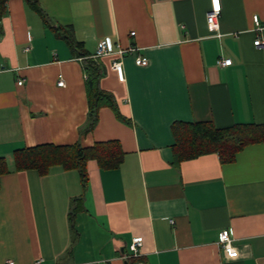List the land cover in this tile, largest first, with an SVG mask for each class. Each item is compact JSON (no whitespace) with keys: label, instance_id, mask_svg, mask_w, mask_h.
Listing matches in <instances>:
<instances>
[{"label":"crops","instance_id":"1","mask_svg":"<svg viewBox=\"0 0 264 264\" xmlns=\"http://www.w3.org/2000/svg\"><path fill=\"white\" fill-rule=\"evenodd\" d=\"M219 5L212 29L211 0L7 1L0 18V157L9 168L0 176V264H124L135 237L142 241L135 264H264V142L229 162L214 152L174 156L177 123L264 121V46L253 42L264 41V0ZM52 24L71 28L103 64L100 86L129 123L101 107L87 130L83 58ZM106 37L114 51L96 56ZM138 55L148 62L136 63ZM220 57L231 62L221 65ZM107 140L119 142L122 160L109 169L88 161L85 187L75 169L13 167L19 148ZM223 229L234 258L218 243Z\"/></svg>","mask_w":264,"mask_h":264},{"label":"trees","instance_id":"2","mask_svg":"<svg viewBox=\"0 0 264 264\" xmlns=\"http://www.w3.org/2000/svg\"><path fill=\"white\" fill-rule=\"evenodd\" d=\"M7 1L0 0V18L6 12ZM27 2L33 7L37 4V0H27ZM51 26L56 34L67 42L73 53L83 58L88 103L87 130L93 128L97 122L98 110L101 107H109L119 120L129 123V120L120 113L113 93L100 86V76L104 73L103 64L89 55L84 43L76 39L71 28L54 24ZM172 131L175 139L173 150L177 162L208 152L217 153L221 162H229L244 146L264 142V121L258 124L236 123L222 128L205 121L177 123ZM122 155L117 140L98 141L90 147H82L79 143L43 144L14 150L13 167L17 171L34 169L40 174L46 173L55 165L64 169H75L85 187L88 179L86 171L88 161L95 160L100 168L109 169L119 165ZM8 171L6 159L0 157V176ZM126 261L128 264H135L141 261V257Z\"/></svg>","mask_w":264,"mask_h":264},{"label":"built area","instance_id":"3","mask_svg":"<svg viewBox=\"0 0 264 264\" xmlns=\"http://www.w3.org/2000/svg\"><path fill=\"white\" fill-rule=\"evenodd\" d=\"M211 1H212V7L208 11V13L206 14V19H207L209 26L212 29H215L218 27V15H219V11H220V5H219V0H211ZM254 22H255L256 28L258 30H261L263 25L260 23L257 16H254ZM253 42L256 45L264 46V41L259 36H257ZM128 49L130 50L133 48L129 47ZM128 49H119V52L121 53L124 50H128ZM113 51H114L113 45H112L110 39L106 37L105 39H101L98 41L95 55L100 56L102 54L111 53ZM147 62H148V60L145 56L138 55L136 57V63H138V64L145 65ZM217 62L221 65L228 64L231 62V58L230 57H226V58L220 57L217 59ZM112 67L116 71L118 78L123 79L124 78V70H123L121 60H114L112 62ZM18 83L19 84L22 83V79H18ZM57 83L63 84L62 78L58 79ZM171 223H173V220H171ZM218 243L220 244L221 248L224 251V254L228 258H234L238 255L236 248L232 244V237L230 235L229 230L223 229L219 232ZM141 245H142V241H141L140 237L133 238L130 245H129V253L126 254L125 259L139 258L141 256V250H140ZM137 263H139V262H137ZM7 264H14V262L12 260H8ZM34 264H41V261L36 260Z\"/></svg>","mask_w":264,"mask_h":264},{"label":"water","instance_id":"4","mask_svg":"<svg viewBox=\"0 0 264 264\" xmlns=\"http://www.w3.org/2000/svg\"><path fill=\"white\" fill-rule=\"evenodd\" d=\"M124 264H128V262L125 260Z\"/></svg>","mask_w":264,"mask_h":264}]
</instances>
